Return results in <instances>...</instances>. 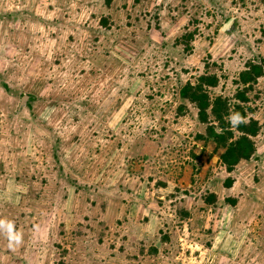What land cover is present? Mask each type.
Segmentation results:
<instances>
[{
  "label": "rangeland",
  "instance_id": "1",
  "mask_svg": "<svg viewBox=\"0 0 264 264\" xmlns=\"http://www.w3.org/2000/svg\"><path fill=\"white\" fill-rule=\"evenodd\" d=\"M0 264H264V0H0Z\"/></svg>",
  "mask_w": 264,
  "mask_h": 264
},
{
  "label": "trees",
  "instance_id": "2",
  "mask_svg": "<svg viewBox=\"0 0 264 264\" xmlns=\"http://www.w3.org/2000/svg\"><path fill=\"white\" fill-rule=\"evenodd\" d=\"M185 38H189L190 40L193 39V34L188 33L185 34ZM256 70V73L259 74L260 67L255 66L254 71ZM245 76H243L244 80L251 79L250 72H245ZM249 78V79H248ZM217 77L215 75L207 76V77H201V82L196 85L192 86L188 84L183 89L182 94L184 96H188L191 101L196 102L197 107L200 108L201 113L203 114V117L207 118L208 113L207 110L211 104L209 101V96L206 92V88L203 87V84L206 85H217L216 80ZM8 86V85H7ZM6 86V87H7ZM192 90L191 92L189 91ZM245 92L241 91V93L238 95L240 99H243V101L248 100V98L244 95ZM231 108L230 105H228V102L226 99H223L221 96L217 97L214 101V105L212 108V111L217 115V119L220 120L221 125L227 127L229 126V123L225 122V116H229V109ZM235 108L237 111H242L236 113V115L242 116L245 115L243 113L244 106L236 104ZM239 130L243 131V135L234 141H228L230 137H232L233 133L227 130H223L222 132H218L214 126H209V136L218 137V139L221 141V145L223 148H225L224 152L221 154V160L222 163L226 165L227 170L232 171L234 170L235 166L242 161L243 159H251L253 156V153L255 151L254 143L248 136L256 135L257 131L259 130V124L255 120H252L251 123L246 124L244 122H241L238 124ZM227 131V132H225ZM249 134V135H248ZM219 147V146H217ZM213 195V194H212ZM234 202H236V199H232Z\"/></svg>",
  "mask_w": 264,
  "mask_h": 264
},
{
  "label": "clouds",
  "instance_id": "3",
  "mask_svg": "<svg viewBox=\"0 0 264 264\" xmlns=\"http://www.w3.org/2000/svg\"><path fill=\"white\" fill-rule=\"evenodd\" d=\"M230 119H232L233 124L241 122V118H230ZM17 239H18V237H17Z\"/></svg>",
  "mask_w": 264,
  "mask_h": 264
}]
</instances>
